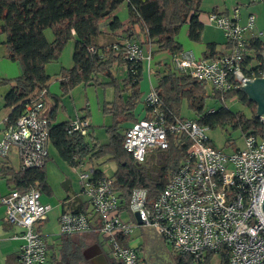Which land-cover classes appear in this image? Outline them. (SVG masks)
Listing matches in <instances>:
<instances>
[{"label": "built area", "instance_id": "obj_1", "mask_svg": "<svg viewBox=\"0 0 264 264\" xmlns=\"http://www.w3.org/2000/svg\"><path fill=\"white\" fill-rule=\"evenodd\" d=\"M254 2L260 0H252ZM240 10L231 14L211 12L209 21L223 29L232 42L229 52L215 58L197 56L183 50L171 57L174 70L211 83L223 98L233 88L262 76V63L246 64L250 38L263 37L256 30V15L249 13L245 25L239 23ZM249 31L250 35L245 33ZM93 50L94 48L91 47ZM129 61L146 58L136 41L124 42ZM254 65V66H253ZM47 90L42 89L29 100L14 121H3L0 138L1 163L12 147L17 149L20 169L45 165L49 155L50 120L46 105ZM148 116L131 123L124 133V147L134 160L142 163L155 149L169 145V134L186 135L190 141L185 158L170 175L155 199L148 190L135 187L128 210L138 212L142 223L122 217V200L114 187V178L106 174L95 177V166L89 163L80 171L83 192L89 195V207L62 210L59 234L98 232L111 247L113 257L121 264H139V251L127 237L139 226L155 228L172 245L177 254H188L198 264L208 252L226 254L228 264H264V134L244 136L243 147L225 152L207 135L208 126L193 118L175 116L162 106L159 93L152 85L145 98ZM264 124V117H260ZM89 120L75 118L68 122V133L88 134ZM82 163L80 166H84ZM1 176V171H0ZM42 191L12 188L0 198L5 206L4 220L22 229L18 264H45L47 241L37 224L45 219L51 205L42 201Z\"/></svg>", "mask_w": 264, "mask_h": 264}, {"label": "trees", "instance_id": "obj_2", "mask_svg": "<svg viewBox=\"0 0 264 264\" xmlns=\"http://www.w3.org/2000/svg\"><path fill=\"white\" fill-rule=\"evenodd\" d=\"M202 1L0 0V44L5 46L6 56L17 62L21 68V73L16 77H0V86H9L4 95V106L9 108L7 121L14 122L22 114L29 100L36 97L42 89L47 90L48 96L51 75L46 67L50 62L59 60L65 45L74 40L73 66L61 68L60 88L67 94L81 83L114 87L115 98L106 103L103 109L105 113L113 115L114 121L107 127L108 141L100 143L90 132V123L88 134L91 135V141L87 140L88 134L68 133L69 121L53 124V115L48 113L49 142L51 141L62 158L73 167L103 157L115 161L117 168L112 177L114 187L122 200V211H129L128 201L135 187L146 188L149 199H155L170 175L185 158L190 141L186 135L169 134L168 147L151 151L142 163L136 162L125 149V132L121 130L120 123L135 120L133 110L141 98L140 81L143 67L141 61L133 62L125 57L123 42L98 45L97 39L103 32V26L110 20L108 24L111 30H121L123 38L136 41L140 46L150 47L153 86L159 93L165 109L175 116L187 118L181 113L182 105L186 101L194 111L191 118L210 128L230 124L234 128H240L242 135L264 134V124L256 116L257 104L250 100L242 89L233 88L223 98L214 90L213 96L222 101L233 98L240 100L250 107V117L226 106L206 110V82L174 70L169 61L154 60L157 55L167 54L172 57L184 50L178 36L185 27L191 40L202 42L204 23L199 17ZM123 3L128 6V21L125 23L115 15ZM226 44L227 48L232 47L231 41L228 40ZM217 46L215 42H207L203 57L215 58L223 54ZM248 48L253 50V55H246L245 63L262 62L259 66L263 68L264 40L253 36ZM123 65L128 66V73L120 83L114 69ZM100 76L106 77L107 81H100ZM228 142H231L230 139ZM0 171L1 176L7 178L10 189L17 188L23 192L35 186L52 193L45 165L17 170L3 165ZM101 174L105 173L95 168L94 176ZM86 205L82 209H85ZM85 243L84 237L72 239L71 235H64L59 264L84 262ZM214 255V252H208L198 264H212ZM174 259L176 264H194L193 257L188 254L175 253ZM221 264H228L226 254L221 255Z\"/></svg>", "mask_w": 264, "mask_h": 264}, {"label": "crops", "instance_id": "obj_3", "mask_svg": "<svg viewBox=\"0 0 264 264\" xmlns=\"http://www.w3.org/2000/svg\"><path fill=\"white\" fill-rule=\"evenodd\" d=\"M254 2V1H252ZM127 4V3H126ZM224 8H221L218 4H215L213 8L204 15L203 10L200 13V20L204 23V27L206 24H215L209 21V14L212 12V10H216L215 12L218 13H226L231 14L230 7H228L226 4L224 5ZM128 8V6H127ZM202 9V8H201ZM251 13V12H250ZM249 14V13H248ZM240 18H241V12H240ZM239 18V23H242V25L246 24L247 17L245 18V21H242ZM257 20V19H256ZM128 21V17L125 21H122L123 23ZM110 22V20H109ZM257 22V21H256ZM216 25V24H215ZM217 26V25H216ZM218 28H220L218 26ZM222 29V28H220ZM223 30V29H222ZM103 32L99 36V40L97 41L98 45L104 46L107 44H115L117 42H125L126 40H129V38H123L121 30H116L113 31L110 29V27H107L102 30ZM224 32V31H223ZM248 34L246 36H249L250 33L249 31L247 32ZM224 40L221 42L222 47H219L218 41L213 40L214 38H209L210 40L207 41H202V42H196L188 38V29L185 27L180 36L179 40L181 41L183 45L184 50H192L197 56L203 57V53L206 49V43L209 42H215L217 43V49L222 51L223 53L229 52L230 47L227 48V37L225 33H222ZM217 35L221 34L218 32ZM203 39V38H202ZM264 40V38L262 37ZM75 44V42H74ZM144 56L147 57L151 51L149 46H141ZM74 51V47H73ZM73 57V53H72ZM166 57H169L167 54H160L154 57V60H161ZM72 60V61H71ZM5 62L3 59H0V71H1V65ZM146 62V66L145 63ZM143 70H142V80L140 81V91H141V98L136 105V107L133 110V115L135 116V120L144 118L148 115V108L145 103V98L143 96L144 93V88L142 86L143 81L148 83V87H152L154 84V79H153V68H152V63L151 61L148 62L146 58L141 61ZM73 66V58H70V62L68 66H62V67H72ZM61 67V68H62ZM61 70V69H60ZM59 70V72H60ZM59 72L57 74V77L55 80L50 81V86H49V92L48 96L46 98V105H47V110L48 113L53 115L52 117V122L53 124L57 123H63L67 122L71 119H75L77 117H87L88 120L90 121L91 128L90 132H92L93 136L96 137L95 132H94V127L96 125L100 126H105L108 127L113 124V115L111 113H105L104 112V107L106 103L112 102L115 98V89L114 87L110 85H102L103 87V111H101L100 106H101V99L99 96V91L97 89L98 85H85L83 83L78 84L75 86L71 92L64 94L60 88V75ZM114 73L119 80L120 83L123 82V80L127 77L128 73V66L123 65L116 67L114 69ZM18 76V75H17ZM146 76H148V81L146 79ZM16 77V76H15ZM100 81H107L106 77L100 76ZM78 86H83L81 90H78L77 93H75V89L79 88ZM100 88V87H98ZM111 88V91H110ZM143 98V99H142ZM9 113V112H8ZM105 113V115L103 114ZM7 114L3 117V120L6 118ZM1 120V121H3ZM135 120H126L120 123L121 130L125 132L126 128L133 123ZM0 121V138L2 137L3 134V123ZM87 140L91 141V135L88 134ZM97 138V137H96ZM98 139V138H97ZM100 142V140L98 139ZM102 143V142H100ZM106 143V142H104ZM50 144L57 149L51 141L49 142ZM15 148V147H14ZM16 149V148H15ZM17 150V149H16ZM58 151V150H57ZM59 153V152H58ZM60 155V153H59ZM15 156L17 157L18 154L15 151ZM50 157V149H49V156ZM62 158V156L60 155ZM62 160L69 166L63 158ZM15 157L12 159L10 156L5 160L4 164L1 163L0 161V168L3 167V165H8L13 167L15 170L19 169L20 163L18 162L17 165L14 164ZM48 159L45 163V169L47 173V163ZM84 166H78L79 168H84L86 166H89V163L93 164L95 168L100 169L103 173L104 171L99 167L94 164L92 161H86L84 162ZM73 167V166H72ZM75 167V168H78ZM112 176V175H111ZM48 181V178H47ZM49 185L52 188V193H47L43 190L42 191V201L45 203H48L51 205L50 210L47 212L45 219L40 221L37 226L40 232L44 235L46 241H47V247H48V252H47V261L45 264L48 263V254L50 253V249L53 247V244H56V241L49 238L48 234H45L43 231V228L47 222V215L48 213L52 210L53 205L51 203V199L48 197H45L44 193H47L48 195H54V188L52 184L48 181ZM64 189L69 193L71 191V194L69 193L67 196L63 197L62 199L58 200L57 206H59V216L62 210H82V207L86 205L88 208V201L86 198L82 197L79 192H76L74 189L73 185V180L67 179L64 182ZM10 190V186L8 184L7 178L4 176H0V198L3 194H5L7 191ZM83 191V189H82ZM51 200V201H50ZM85 208V209H86ZM84 210V209H83ZM59 216H58V224H59ZM5 217V206L1 203L0 201V264H18L19 261V255H20V249L21 245L23 244L24 240L19 237V234L21 233L22 229L16 225H11L7 223L4 220ZM135 220V219H132ZM63 236L59 234V245L60 249L62 248L63 245ZM81 237L85 238V247L83 250V256L85 258L84 262H81L80 264H97L95 261V258L93 257H86L84 255V251L92 247L95 244H98L100 248L103 251L104 256L107 259L108 264H121L120 261L116 260L112 253H111V247L110 245L108 246V243L105 241V239L102 237V235L98 232L94 231H88V232H82V233H74L71 234L72 239H79ZM127 242L131 245H134L138 248L140 259H139V264H176L175 259H174V253L172 251V248L169 246L168 242L163 238V236L153 227L151 226H139L134 229V231L127 237ZM52 243V244H51ZM107 245V247H106ZM59 256H60V250ZM53 260L51 264H59V256L56 253H53Z\"/></svg>", "mask_w": 264, "mask_h": 264}, {"label": "rangeland", "instance_id": "obj_4", "mask_svg": "<svg viewBox=\"0 0 264 264\" xmlns=\"http://www.w3.org/2000/svg\"><path fill=\"white\" fill-rule=\"evenodd\" d=\"M215 4H218L221 8H224L225 4L230 7L231 13L233 12L235 7H238L241 12V20L245 21V18L248 17V13H254L257 17L256 22V30L264 32V0L252 2V0H203L201 3V8L203 10L204 15L207 14ZM115 15L119 17L121 21H125L128 17V8L127 4L123 3L115 12ZM247 22V20H246ZM109 20L103 26V29L109 27ZM242 24V23H241ZM182 32V31H181ZM180 32V34H181ZM220 35H217V33ZM248 32V31H247ZM245 33L247 35L248 33ZM223 30L218 28L215 24H206L203 30L202 41L210 40L209 38H214L213 40L218 41L219 47H222L221 42H223ZM179 34V36H180ZM178 36V38H179ZM189 38V37H188ZM264 38V35H263ZM100 38L98 37L97 41ZM190 39V38H189ZM100 41V40H99ZM209 42V41H208ZM74 47V40H70L64 47L63 53L59 60L50 62L46 70L51 75V80H55L57 74L62 66H68L70 62V58L72 59ZM0 59H3L5 62L1 65L0 77H15L21 73V68L19 64L6 56V48L3 44H0ZM166 61L171 63V57H166ZM72 61V60H71ZM145 66H146V62ZM148 81V76H146ZM146 81L142 83L144 88L143 96L146 98L149 94L150 87H148ZM79 88L75 89V93L78 90H81L83 86H78ZM100 87V88H98ZM97 89L99 91V96L101 99V106L100 110L103 111V87L102 85H98ZM9 90V86L1 85L0 86V121L3 120V117L8 114L9 108L4 106V95ZM111 91V88H110ZM213 85L211 83H206V96L204 100V105L206 110L209 109H217L221 106H226L232 111H241L244 112L248 117L252 115L251 109L247 104H244L240 100L233 98V99H226L222 101L219 98L213 96ZM143 99V98H142ZM182 116L187 118H191L194 116V111L188 106L187 102L185 101L182 105ZM105 115V113H103ZM94 132L96 137L100 140V142L104 143L107 142L109 137L107 133V127L96 125L94 127ZM207 135L210 138L211 142L219 149L224 150L225 152H231L235 148H241L244 145V136L242 135L240 128H234L232 125L227 124L225 127L217 126L214 128H208ZM230 139L231 142H228ZM50 149V157H48L47 163V178L48 181L52 184L54 188V195H48L44 193L45 197L51 199V203L53 205L52 210L48 213L47 222L43 228L45 234L49 235V238L56 241V244H53L52 248L50 249V253L48 254V263L51 264L54 256L53 253H56L59 256V224H58V216H59V206H57L58 200L62 199L63 197L67 196L71 191L67 193L64 189V182L67 179L73 180L74 189L76 192L89 200V195L82 191V183L80 178V171L82 168H75L72 166L67 165L62 158L60 157L57 149H55L51 144L49 146ZM15 151L17 150L12 147L9 151V156L14 159V164L17 165L19 162L18 156H15ZM96 166H99L106 175L111 176L114 174L117 168V164L115 161L108 159L107 157H103L94 161ZM87 168V167H85ZM122 217L125 220H132L135 219V216L127 210L122 211ZM134 231V230H133ZM108 243V242H107ZM52 244V243H51ZM169 246L172 248V245L168 243ZM109 246V243H108ZM107 247V245H106ZM108 248V247H107ZM173 253L175 254L174 250L172 249ZM212 264H221V254L215 253Z\"/></svg>", "mask_w": 264, "mask_h": 264}, {"label": "water", "instance_id": "obj_5", "mask_svg": "<svg viewBox=\"0 0 264 264\" xmlns=\"http://www.w3.org/2000/svg\"><path fill=\"white\" fill-rule=\"evenodd\" d=\"M264 63V61H263ZM242 90L247 94L248 98L257 104V117H264V72L262 76L257 77L253 80L247 81L244 85L241 86ZM264 209V199L262 202ZM135 217L138 223H142L138 212L135 213ZM86 257H93L97 264H108L106 257L103 254L102 249L98 244L93 245L92 247L87 248L84 251Z\"/></svg>", "mask_w": 264, "mask_h": 264}]
</instances>
